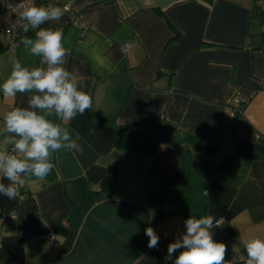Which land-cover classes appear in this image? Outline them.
I'll list each match as a JSON object with an SVG mask.
<instances>
[{
  "label": "crops",
  "instance_id": "crops-1",
  "mask_svg": "<svg viewBox=\"0 0 264 264\" xmlns=\"http://www.w3.org/2000/svg\"><path fill=\"white\" fill-rule=\"evenodd\" d=\"M17 1L0 0V83L13 57L39 66L21 43L35 30L23 31L15 50L1 30L4 7ZM69 3L59 22L42 27L63 29L71 53L65 67L79 69L93 98L92 108L66 125L83 152H57L45 180H27L15 199L0 194V212L14 214L0 221V264H165L184 220L210 213L222 218L213 239L227 246L226 264H244L243 240L264 236L258 0ZM30 95L0 92V142L3 114L27 107ZM146 119L159 122L145 123L161 132L154 153L115 146L119 126ZM147 227L160 237L157 248L147 246ZM233 255L241 258L229 262Z\"/></svg>",
  "mask_w": 264,
  "mask_h": 264
},
{
  "label": "clouds",
  "instance_id": "clouds-1",
  "mask_svg": "<svg viewBox=\"0 0 264 264\" xmlns=\"http://www.w3.org/2000/svg\"><path fill=\"white\" fill-rule=\"evenodd\" d=\"M68 7L29 4L22 12L26 21L24 31L35 30L34 37L25 36L21 43L29 53L39 58V66L29 67L15 57L11 71L0 83V92L6 98L17 94H31L27 107H12L3 114V132L0 142V194L9 200L18 196V186L31 178L43 181L55 167L57 152H83L66 125L77 115L92 108L93 98L83 89L84 77L75 66L68 70L66 57L70 50L64 46L62 28L42 27L59 22ZM96 129H91L94 133ZM77 133V137H78ZM6 146H11L6 147ZM207 194V193H206ZM214 213L184 220L186 231L180 233L167 248L165 264H226L227 246L213 239L220 220ZM148 248H157L160 237L152 227L145 229ZM246 252L244 264H264V236L243 240ZM178 250L179 255L174 253Z\"/></svg>",
  "mask_w": 264,
  "mask_h": 264
},
{
  "label": "built area",
  "instance_id": "built-area-1",
  "mask_svg": "<svg viewBox=\"0 0 264 264\" xmlns=\"http://www.w3.org/2000/svg\"><path fill=\"white\" fill-rule=\"evenodd\" d=\"M114 1L119 4H123L124 2V0H114ZM258 2L264 9V0H258ZM59 3L60 0H50L47 2L46 6H60V7L67 6L69 8V4H70L69 0H64V3L62 5ZM29 4L36 5V2L35 0H19L17 2L8 3L4 7L6 20L4 24L1 26V30L6 37L7 47L11 50H15L22 39L24 26H26V21L22 19V12L24 11V8ZM121 47L124 52H127L130 48L129 42H124ZM19 187L20 186H18V192H19ZM12 217H14L13 212H0V221H5ZM60 225L62 227H65L66 225L65 220H63ZM50 236L52 237L53 233H51ZM0 248H1V242H0ZM240 258L241 256L233 255L229 257L228 260L229 262H234L235 260Z\"/></svg>",
  "mask_w": 264,
  "mask_h": 264
},
{
  "label": "trees",
  "instance_id": "trees-1",
  "mask_svg": "<svg viewBox=\"0 0 264 264\" xmlns=\"http://www.w3.org/2000/svg\"><path fill=\"white\" fill-rule=\"evenodd\" d=\"M159 123L156 119L141 120L132 124L119 126L115 146L119 149L133 152L152 154L156 150L157 139L161 132H154L145 126V123ZM187 138V136H185ZM157 201L160 199V192H157ZM153 196L152 194L149 197Z\"/></svg>",
  "mask_w": 264,
  "mask_h": 264
}]
</instances>
